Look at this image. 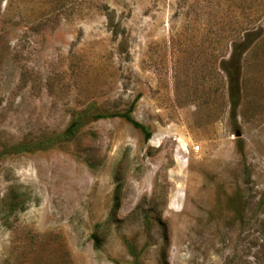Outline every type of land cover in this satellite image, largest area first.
I'll use <instances>...</instances> for the list:
<instances>
[{
    "label": "rangeland",
    "instance_id": "rangeland-1",
    "mask_svg": "<svg viewBox=\"0 0 264 264\" xmlns=\"http://www.w3.org/2000/svg\"><path fill=\"white\" fill-rule=\"evenodd\" d=\"M237 23L262 35L232 116ZM133 103L149 141L116 117L0 159V264H134L131 246L143 264H253V229L225 220L235 191L249 218L264 197V0H0V151Z\"/></svg>",
    "mask_w": 264,
    "mask_h": 264
},
{
    "label": "trees",
    "instance_id": "trees-1",
    "mask_svg": "<svg viewBox=\"0 0 264 264\" xmlns=\"http://www.w3.org/2000/svg\"><path fill=\"white\" fill-rule=\"evenodd\" d=\"M233 38L230 42V52L220 61V68L225 73L228 80V94L230 113L232 116H237L238 108L242 101V75L243 67L247 54L252 49L254 44L262 35L260 27L253 28L251 26L237 23L232 31ZM135 104L133 103L124 112H101L95 106H89L84 109H79L74 112L72 119L68 126L61 132L45 135L37 141H20L13 145L7 146L0 151V159L8 155H18L24 153H33L37 151H46L56 147H64L66 144L77 140L80 134L84 131L86 126L91 121L121 118L126 122L139 129L143 135L144 140L149 141L152 138V131L144 123L138 121L133 116ZM119 196H115L114 211L120 205ZM248 201L245 200V195L242 190H237L231 194L227 200L228 209L230 211L229 217L225 220L230 225H236L240 229L251 227L253 229L251 235L253 242L251 243L254 249L253 264H264V197L256 200V208L259 210L255 213L256 216L249 218L247 214ZM7 211L9 214L25 209V200L22 194L17 192L12 193V197L6 202ZM147 225L150 224L151 219L146 216ZM95 248L100 249V236L94 234ZM130 251L134 256V264H143L141 262L140 253L134 247H130ZM164 264H168L167 258L164 257Z\"/></svg>",
    "mask_w": 264,
    "mask_h": 264
},
{
    "label": "built area",
    "instance_id": "built-area-1",
    "mask_svg": "<svg viewBox=\"0 0 264 264\" xmlns=\"http://www.w3.org/2000/svg\"><path fill=\"white\" fill-rule=\"evenodd\" d=\"M196 149H197V151L200 149V146H197V147H195Z\"/></svg>",
    "mask_w": 264,
    "mask_h": 264
},
{
    "label": "water",
    "instance_id": "water-1",
    "mask_svg": "<svg viewBox=\"0 0 264 264\" xmlns=\"http://www.w3.org/2000/svg\"><path fill=\"white\" fill-rule=\"evenodd\" d=\"M237 135L239 136V135H240V133H237Z\"/></svg>",
    "mask_w": 264,
    "mask_h": 264
}]
</instances>
